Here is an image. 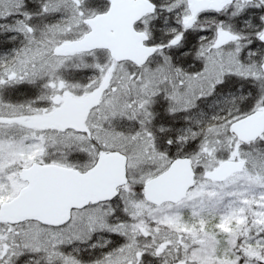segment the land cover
Returning a JSON list of instances; mask_svg holds the SVG:
<instances>
[{
  "label": "snow or ice",
  "instance_id": "6c2138e0",
  "mask_svg": "<svg viewBox=\"0 0 264 264\" xmlns=\"http://www.w3.org/2000/svg\"><path fill=\"white\" fill-rule=\"evenodd\" d=\"M0 264H264V0H0Z\"/></svg>",
  "mask_w": 264,
  "mask_h": 264
}]
</instances>
